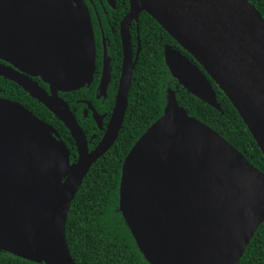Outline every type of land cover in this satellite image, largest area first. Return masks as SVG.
Instances as JSON below:
<instances>
[{
    "label": "water",
    "instance_id": "1",
    "mask_svg": "<svg viewBox=\"0 0 264 264\" xmlns=\"http://www.w3.org/2000/svg\"><path fill=\"white\" fill-rule=\"evenodd\" d=\"M112 3V0H109ZM149 14L234 105L264 155V18L248 0H130L122 23L123 72L105 136L88 138L60 93L90 86L96 42L83 0H0V77L39 101L70 132L76 163L57 131L0 99V250L44 264H76L66 226L92 166L114 146L134 70L130 25ZM179 85L219 109L208 77L172 47ZM49 85L43 89L33 78ZM108 75L101 87L107 86ZM91 106V105H90ZM95 120L98 116L95 112ZM120 210L149 264H240L264 222V173L172 94L164 116L125 159Z\"/></svg>",
    "mask_w": 264,
    "mask_h": 264
},
{
    "label": "trees",
    "instance_id": "2",
    "mask_svg": "<svg viewBox=\"0 0 264 264\" xmlns=\"http://www.w3.org/2000/svg\"><path fill=\"white\" fill-rule=\"evenodd\" d=\"M94 1L99 11H102L100 8L102 6L97 0ZM248 1L264 18V0ZM103 3L107 6L104 0ZM89 7L92 8L90 5ZM116 7L120 11L118 12L120 22L129 9V1L116 0ZM107 10L111 13L115 11L108 6ZM137 36L141 41V52L133 74L122 130L114 146L92 166L68 215L66 240L76 264H149L120 210L122 169L135 144L164 116L172 94H175L178 105L188 116L213 129L242 153L255 168L264 173V155L243 119L198 62L147 13L140 16L139 33L135 27V40ZM166 47H172L182 53L208 77L216 92L219 109L202 102L179 85L166 65ZM97 83L92 84L90 88L85 87L68 94L69 105L75 115L77 114L74 107L77 100L93 103L91 94ZM112 87L114 91L110 95V100L114 105L117 82ZM0 99L22 105L35 117L54 127L70 151L71 163H76L78 152L70 132L44 105L18 85L2 77ZM80 125L84 126L81 122ZM102 138L101 133L98 141L90 145V149L96 147ZM0 264L44 263L30 262L0 250ZM240 264H264V222L251 238Z\"/></svg>",
    "mask_w": 264,
    "mask_h": 264
},
{
    "label": "flooded vegetation",
    "instance_id": "3",
    "mask_svg": "<svg viewBox=\"0 0 264 264\" xmlns=\"http://www.w3.org/2000/svg\"><path fill=\"white\" fill-rule=\"evenodd\" d=\"M83 1L87 5L91 16L92 25L94 29L95 42H96V52H97L96 70H95L94 78L91 85L86 87L90 88L92 84L97 82L98 83L96 85V89L93 90L91 94L93 97L94 104L87 100H77L76 105L74 107V110L77 115L74 114L71 107L70 109L74 114V116L75 117L77 116L76 119L79 125L80 122L84 125V126L80 125L83 131L84 129L87 128L86 132L84 131V133L85 134L87 133L86 136L87 135L89 136V137L87 136V138L90 149V145H94L98 141L99 135L101 133L103 134V138H104L114 110L115 103L113 105V103L111 102L110 95H112V92L114 91V88L112 86L114 85V83L117 82V91L116 94L114 95L116 102V96L118 93L120 80L123 72V64H124V50H123L121 29L124 19L130 13V0H128L129 9L120 22H118V17H119L118 12L120 11H118V8L116 7V0H112V3H110L109 0H104L108 8L115 10L113 11V13L107 10V6H104L103 0H97V2L102 6L100 7L102 11H99V7H97L94 0H83ZM89 5L92 8H90ZM140 16L138 21L133 20L129 28L134 61H136L138 56L140 57V52H141V41L139 40V36L136 37V40L134 38L135 27L137 33H139ZM0 63L4 65H8L2 61H0ZM105 73H107L108 75V82H107V86L103 88L101 87V84ZM33 80L38 82L39 85L43 89H45L48 93L50 92L49 85L44 84L40 77H35L33 78ZM70 93L73 92L59 94L60 97L65 102H67L68 105H69L68 94ZM95 112L96 115L98 116V121H100V123L95 120L94 117ZM58 136H59V140L64 142L61 139L59 133ZM102 139L98 142L96 147L100 144ZM96 147H94L92 150L90 149V151L95 150Z\"/></svg>",
    "mask_w": 264,
    "mask_h": 264
}]
</instances>
